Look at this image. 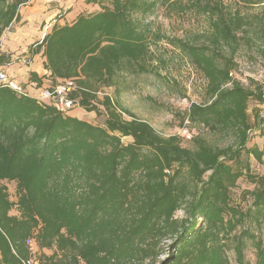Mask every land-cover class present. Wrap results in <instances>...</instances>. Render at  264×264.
<instances>
[{"label":"trees","instance_id":"trees-1","mask_svg":"<svg viewBox=\"0 0 264 264\" xmlns=\"http://www.w3.org/2000/svg\"><path fill=\"white\" fill-rule=\"evenodd\" d=\"M235 1V11L220 0L197 6L209 20L208 45L179 41L204 78L207 96L205 103H192L182 121L215 136L232 135L223 147L201 134L184 146L117 99L97 95L114 87L124 69L148 72L147 30L135 16H148L158 5L176 14L191 10L182 0H85L95 12L53 25L29 47L30 55L41 51L48 76L30 72L28 80L41 89L43 78L49 87L73 79L70 99L102 123L0 86V264H230L227 249L236 264H251L249 248L254 264H264L258 236L264 231V148L248 145L251 101L263 109L254 119L264 144V72L244 84L232 78L237 33L251 25L241 8L263 7L252 18L264 57V0ZM24 2L0 0V37L19 20ZM232 44L224 57L221 48ZM9 61L0 54V65ZM250 158L261 175L251 173ZM241 177L254 186L244 211L230 206V190ZM179 210L189 218H177ZM241 224L247 228L232 235Z\"/></svg>","mask_w":264,"mask_h":264},{"label":"rangeland","instance_id":"rangeland-1","mask_svg":"<svg viewBox=\"0 0 264 264\" xmlns=\"http://www.w3.org/2000/svg\"><path fill=\"white\" fill-rule=\"evenodd\" d=\"M182 1L191 10L176 14L158 5L153 13L148 16H135L138 23L145 26L144 30H147L150 54L145 65L148 72L130 73L124 69L117 76V82L114 87L101 88L97 95L98 97L108 95L113 100L117 99L119 106L129 110L137 118L149 123L159 135L164 137L177 135L183 140L184 146H190L191 142V140L186 141L182 137V131L187 130L192 138L197 134H201L210 144L223 147L232 144V135L215 136L208 133L206 129L198 124L182 121L189 106L192 103H205L207 96L204 78L182 52L179 41H188L198 47L209 44L207 39L209 20L206 15L198 12L197 6L199 7V3L201 5H214L217 0ZM220 1L225 8L231 11L238 9L235 0ZM70 7H72V11L68 13L67 22L85 8L86 4L84 0H33L26 9L22 10L23 15L19 17V21L15 22L10 28L11 31L9 32L12 34L10 33L4 37L2 42L13 44L17 42V39H26L28 41L36 39L35 37L39 35L43 25H47L52 19L57 18L60 11L67 10ZM262 8L260 5L240 9L241 15L249 20L251 25L244 27L245 31L237 33L238 45L235 47L233 61L237 64L238 70L233 73L232 78L243 84L247 76H254V78L258 79L259 74L264 72V57L260 53L259 40L255 32L258 30L259 25L252 18L260 15ZM95 11L96 9L91 12ZM72 15L73 17L71 18L70 16ZM17 45H20V43ZM231 47H234V44L223 46L221 54L227 58L231 52ZM21 82L20 78H15L17 85H21ZM27 94L31 96L33 92L27 89ZM255 110L263 112L261 107L251 101L248 114L252 128L249 133L250 140L248 145L254 144L264 148L263 140L258 136L259 129L256 127L258 120L254 119ZM67 115L93 125H101L102 123L101 118H97L93 112H85L78 105L70 110ZM129 142H131V138H122L123 144ZM249 164L252 174L261 175L263 173L262 167L252 158H250ZM253 188V184L247 178L241 177L230 190V206L240 211L248 208L250 196L247 192ZM175 216L183 220L189 218L182 210H179ZM246 226L244 224L239 225L232 235L240 234L243 228H247ZM258 236L264 244V231L260 232V234L258 233ZM166 245H169L168 241ZM227 254L230 258V264H236L231 249H227ZM246 255L250 263L254 264L253 249L249 248ZM162 259L163 257H160L159 261ZM143 264L150 263L145 261Z\"/></svg>","mask_w":264,"mask_h":264},{"label":"crops","instance_id":"crops-1","mask_svg":"<svg viewBox=\"0 0 264 264\" xmlns=\"http://www.w3.org/2000/svg\"><path fill=\"white\" fill-rule=\"evenodd\" d=\"M37 1H42V0H37ZM85 1V0H84ZM86 4V2H85ZM27 5H23L19 8V17H22L23 15V9H26ZM92 11L95 10V8L90 7V5L86 4V7L83 8L78 12V14L81 11ZM72 11V7L68 8L67 10H62L59 12L57 18L52 19L47 25H43L41 28V32L39 33L38 36H36V39H31V40H26V39H17V42H14L13 44L9 43H3L2 39L6 37L8 34H10L11 31L10 29L6 30L3 35L0 37V54H5L6 56H9L10 61L8 64L0 65V70L4 71L8 74L9 78L15 82V78L18 77L22 80L20 83L21 87L25 89L27 92V89L32 91L33 94L31 96H38L40 92V88H36V83L35 82H30L28 80L29 78V73L33 72L37 75V77H42V76H48L47 72L43 69V58L41 55V51L37 53L36 55H30L28 53L29 47L32 44L35 43H40L41 40L44 38V36L50 32L51 28L53 25L61 26L64 24H70L76 17L77 15L71 19L69 22H67V17L69 16V12ZM62 15V16H61ZM71 18L73 17L70 16ZM23 19V18H22ZM19 21V20H18ZM22 21V20H21ZM15 23L12 24V26ZM11 26V27H12ZM10 27V28H11ZM12 34V33H11ZM20 43V45H17ZM17 54V55H16ZM16 55L15 59L14 56ZM35 60V62H34ZM18 67V68H17ZM49 79L43 78L41 80V88L48 87L49 84ZM25 84V85H23ZM48 101V100H47ZM51 102V101H48Z\"/></svg>","mask_w":264,"mask_h":264},{"label":"built area","instance_id":"built-area-1","mask_svg":"<svg viewBox=\"0 0 264 264\" xmlns=\"http://www.w3.org/2000/svg\"><path fill=\"white\" fill-rule=\"evenodd\" d=\"M25 1L23 5H27L31 3L33 0H23ZM0 86L6 87L18 95L21 96H29L25 89L20 85H17L14 81H12L8 74L4 71L0 70ZM40 92L38 96H35L40 100H48L62 113H68L70 110L75 108L77 105L75 102L70 99L69 95L71 92L75 90V81L73 79L65 80L58 82L53 87H45L39 89ZM182 136L185 139H190V134L187 130L182 131ZM24 264H33L31 261H26Z\"/></svg>","mask_w":264,"mask_h":264}]
</instances>
